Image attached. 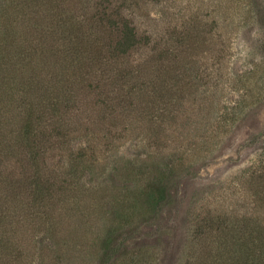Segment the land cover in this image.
<instances>
[{
    "label": "trees",
    "instance_id": "trees-1",
    "mask_svg": "<svg viewBox=\"0 0 264 264\" xmlns=\"http://www.w3.org/2000/svg\"><path fill=\"white\" fill-rule=\"evenodd\" d=\"M24 1L38 7L35 14L27 16ZM76 1L86 9L83 19L70 6ZM144 2L19 0L11 7V25L24 21L27 31L10 42L16 44L15 52L0 60V264H30L39 253L49 264L50 259L78 255V246L63 234L59 210L72 202L70 207L79 209L87 191L81 180L85 173L94 171L100 156L132 129L155 135L158 148L178 146V119L194 116L196 123L194 102L186 95L187 76L195 73L203 81L211 75L210 66L221 68L230 46L222 39L242 23H255L264 37V0H180V13L167 25L154 24L148 16L138 20ZM83 22L91 28L83 30ZM28 24L38 41L28 37ZM206 44L214 50L205 49ZM184 47L187 58L195 56L196 48L214 60L200 57L207 63L196 71L191 66L193 72L187 73L193 57L185 71L177 66ZM55 156L63 163L50 162ZM127 162L144 183L109 202L107 211L116 216L109 218L91 251L99 255L98 264H146L151 259L149 249L128 251L126 239L131 237L121 239L122 232L136 231L145 222L162 229L163 211L179 207L174 177L193 168L182 164L184 171L177 172L179 164L171 159ZM249 170V177H241L245 211L209 210L184 264H264V165ZM121 207L135 211L118 215ZM40 233L51 244L37 239Z\"/></svg>",
    "mask_w": 264,
    "mask_h": 264
},
{
    "label": "rangeland",
    "instance_id": "rangeland-1",
    "mask_svg": "<svg viewBox=\"0 0 264 264\" xmlns=\"http://www.w3.org/2000/svg\"><path fill=\"white\" fill-rule=\"evenodd\" d=\"M15 1L19 0H0V60L5 55L7 58L10 57L15 52L16 44L10 42L22 34L25 35L27 31V23L24 21L13 22L11 25L8 20V16L11 18L13 16L11 7ZM144 1L143 15L138 14V20L148 16L154 24L161 22L167 25L166 21L170 17L180 13L178 6L180 0ZM26 4L23 7L28 13L27 16L35 14L34 11L38 7L35 4ZM65 5L67 6L68 2H65ZM70 6L74 9L72 11L82 19L86 17V9L84 10L78 1L72 2ZM31 7L33 8L30 11ZM28 25L30 38L33 25ZM82 25L83 30L92 26L88 22H83ZM33 37L36 38L34 41L40 39L35 32ZM263 39V34L259 32L255 23H242L241 26L229 30L222 39L230 46L223 52L226 58L221 68L215 71L210 66L208 71L211 75L203 81L200 80L201 77L196 78L195 73L190 77L187 76L186 95L194 102L192 108L196 123L193 122L194 116H181L178 119L176 123L181 130L177 132V136H174L178 146L172 145L167 149L158 148L154 142L155 135L141 128L135 131L132 129L117 143L118 146L115 149L100 156L95 170L85 173L81 179L87 191L79 209L76 206L71 208L70 206L75 205L72 202L59 210L63 218V234L70 239L74 247L78 246L79 256L76 254L59 262L57 259H50V264L99 263V255H92L91 251L95 250L93 247L95 245L97 247L102 234L105 233V227L111 223L109 218L112 215L116 216L107 211L109 202L116 196L125 197L127 192L137 190L144 183L142 177L135 176V169L128 164L127 160H134L139 164L140 162H164L171 159L179 164L177 172L184 171L182 164H186L187 167L193 166L190 173L185 171L180 173L181 177H174L177 184V197L180 201L179 207L177 210L163 211L158 222L162 225V229L156 231V223L145 222L136 231H131L132 233L129 230L122 232L124 236H121V239L131 237L126 239L125 245H128V251L150 250L151 259L146 264H184L196 228L201 218L208 215L209 210L224 207L240 210L237 213L245 211L246 192L241 177L250 176L248 169L264 165ZM204 47L214 50L210 44ZM184 49L186 50L181 52V59L177 61V66L185 71L187 59L193 56L190 55L187 58L189 54L187 47ZM193 50V48L190 49L191 52ZM203 50L195 48L193 54L198 62L193 57L192 63L186 65L187 73L193 72L191 66L196 71L198 66L207 63L201 58L208 59V63L214 60L212 54L206 57L208 53L204 55L197 53ZM152 63L155 62L152 61ZM220 73L222 75L217 84ZM200 74L204 75V72ZM197 88H199L198 91ZM204 90L207 91L204 92ZM168 143L170 142L165 144ZM149 157L148 162L146 158ZM59 160L62 164L64 158L55 156L50 162L57 163ZM122 211L132 214L135 209L121 207L118 215ZM36 238L51 244V238L44 233H40ZM31 258L30 264H49L48 260L40 257V253Z\"/></svg>",
    "mask_w": 264,
    "mask_h": 264
}]
</instances>
